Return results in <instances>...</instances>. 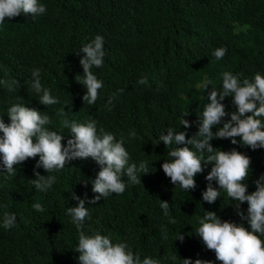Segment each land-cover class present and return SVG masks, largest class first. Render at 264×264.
<instances>
[{
  "label": "trees",
  "instance_id": "16d2710c",
  "mask_svg": "<svg viewBox=\"0 0 264 264\" xmlns=\"http://www.w3.org/2000/svg\"><path fill=\"white\" fill-rule=\"evenodd\" d=\"M39 2L47 8L44 15L6 18L0 25V80L15 79L21 85L15 92L0 85V117L9 123L7 109L22 103L49 115L51 123L46 127L64 134L67 128L61 126L57 115L64 110L69 121L95 120L98 133L103 129L117 140L123 138L129 164L139 167L146 162L150 174L137 173L141 184H131L125 177L123 194H110L94 205L86 203L90 218L84 223L85 233L99 232L113 243H127L141 260L151 257L159 264H181L183 259H200L219 264L215 253L195 235L198 218H203L204 211H212L222 221L250 230L247 221L236 215V202L223 191L213 204L201 199L212 165L204 166L203 173L194 177V190L185 192L173 186L161 164L170 159L168 152L175 145L165 147L157 142L169 128L186 132V139L195 135L208 92L211 87L222 88L223 72L238 75L241 82L252 81L257 73L264 75V0ZM96 35L104 39L105 57L103 66L93 68V72L104 87L90 106L80 99L84 87L75 80L80 75L76 74L79 61L67 68L56 56L82 58L83 53H75ZM219 47L227 52L217 61L212 53ZM36 68L41 70L42 86L58 98V104H39V95L31 88V73ZM145 77L147 84H139ZM205 81L211 84L204 92L201 85ZM222 103L227 113L236 111L231 97ZM183 118L191 124L188 129L180 124ZM228 119L230 115L224 121ZM221 126L214 127L213 133ZM132 130L136 131L135 138L129 137ZM63 136L61 143L67 146L71 136ZM210 143L214 149L235 148L250 157L245 182L247 194L255 191V181L264 175V149L232 145L228 139ZM38 160L37 156L17 166L15 176L0 173V264H79V253L75 252L79 234L66 208L77 205L71 193L86 201L93 199L96 194L91 180L99 166L90 158L70 161L63 170L48 173L56 177L55 183L40 192L28 182L35 178L34 170L47 175L42 167L35 168ZM212 185L219 190L215 181ZM160 201L170 204L168 217ZM34 203H40L44 211H35ZM247 207L246 202L240 205L245 215ZM4 212L16 216L11 229L2 226ZM179 233L185 237L182 242L176 240ZM260 238L264 240V236Z\"/></svg>",
  "mask_w": 264,
  "mask_h": 264
},
{
  "label": "clouds",
  "instance_id": "9594fccd",
  "mask_svg": "<svg viewBox=\"0 0 264 264\" xmlns=\"http://www.w3.org/2000/svg\"><path fill=\"white\" fill-rule=\"evenodd\" d=\"M47 8L39 0H0V25L9 20L25 15L35 19L46 13ZM104 39L96 35L91 42L84 44L75 53L77 56L83 53L82 58L70 56H56L68 68L79 61L80 66L75 77L82 85V102L94 105L99 98V90L104 87L103 81L97 78L93 68H101L104 63ZM227 52L224 47L215 49L213 57L219 61ZM31 88L39 95V104L51 106L59 103L58 98L53 97L49 89L44 88L40 81L41 70L33 69ZM82 75V76H81ZM139 84H147V78L138 81ZM211 81H205L201 87L204 92ZM0 85L10 92H15L21 87L19 81L13 79L0 80ZM122 91V90H121ZM226 97L232 98L236 108L234 113L225 111L222 101ZM208 103L204 105L200 118H197L198 130L191 138L186 139L184 131L174 132L169 128L166 135H160L157 144L162 142L165 147L175 145L168 152L170 159L161 164L164 175L170 179L173 186H179L185 192L196 187L194 177L203 173L204 166L212 165L211 170L205 176L208 182L202 193L201 199L213 204L218 200L221 191L225 192L235 203L236 215L250 227L246 229L242 224L222 221L215 212L204 211L203 218H198V227L195 235L201 240L205 248L215 253V259L219 264H264V175L255 181L256 190L248 193V185L245 181L249 178L251 159L245 154L233 148L231 151H222L213 148L211 141L214 139H228L232 145L245 146L251 150L264 149V75L255 74L252 81L247 79L240 81L238 75L231 72L222 73V88L211 87L208 92ZM20 99V98H18ZM111 104V98L108 100ZM110 110V109H109ZM61 117L60 124L67 128L66 133L51 131L46 126L51 123L49 115L30 108L22 103L12 104L7 109L9 123H5L0 117V173L15 176L17 166L37 156L35 168H43L47 173L41 176L33 171L34 179L28 181L34 189L45 192L55 183L56 177L48 173L63 170L65 165L74 160L91 159L99 166V172L94 180H91L92 192L96 194L93 199H81L74 193L71 198L77 201L75 207H67L66 214L71 217L79 234L78 246L75 252L79 253V264H159V260L145 257L141 260L138 254H134L127 243H113L109 236L94 232L86 234L83 230L86 219L90 218L87 204H96L101 198H107L110 194H123L126 190L124 178L131 184H141V176L148 172V164L141 162L139 167L135 163L129 164V153L124 147L123 138L116 137L103 129L97 131L96 121L86 123L69 121L68 112L61 110L57 113ZM188 115V114H187ZM186 115V116H187ZM230 115L226 122L224 118ZM185 116V117H186ZM184 129L191 127L188 120L180 121ZM213 133L212 129L221 125ZM60 133V134H59ZM71 136L67 140V146L62 145L63 135ZM130 138L136 137V131L129 133ZM239 137V141H237ZM184 145L183 147H176ZM189 145L195 149L188 147ZM206 154V155H205ZM16 166V167H14ZM215 181L219 190L214 188ZM247 203V214L240 211V205ZM37 212H43L40 203L31 205ZM168 202L160 201V208L165 217L169 216ZM16 222L14 213L4 212L2 226L11 229ZM172 224L175 219H170ZM184 235L178 234L176 240L183 241ZM181 264H210V262L196 259H183Z\"/></svg>",
  "mask_w": 264,
  "mask_h": 264
}]
</instances>
